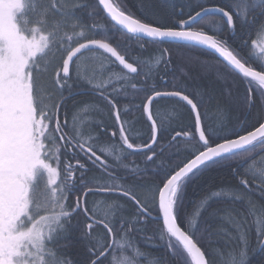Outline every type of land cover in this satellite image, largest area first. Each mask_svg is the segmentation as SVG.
<instances>
[{"label":"snow or ice","instance_id":"obj_1","mask_svg":"<svg viewBox=\"0 0 264 264\" xmlns=\"http://www.w3.org/2000/svg\"><path fill=\"white\" fill-rule=\"evenodd\" d=\"M130 3L134 7H129ZM101 5L111 19L123 26L127 33L134 34L136 40L147 37L154 44L182 42L185 48L193 44L204 45L214 49L226 61L212 63L189 52L179 53L183 64L198 68L201 74L212 77L213 83H222L221 99L216 108L220 124L218 128L203 127L200 109L206 104L204 94L181 86L176 78L171 81L172 90H158L147 80L139 89L147 98V103H143L142 107L147 121L152 122L151 143H145L142 147L136 145L135 151L152 153L146 157V164H153L157 156L168 152L167 164L162 159L157 165L168 170L162 183L156 180L128 186L115 183L117 179L124 181L128 177L112 176L109 165L97 154L95 144L102 133L98 132L93 138L94 129L87 133L79 129L74 115L77 103L74 101L71 106L67 105L68 97L80 94L68 91L65 96V89L72 88L69 83L73 79L71 66L85 51L98 47L111 53L125 69L132 73L138 71L132 63L126 62L125 55L119 54L109 43L84 36L88 43L72 47L78 40L72 36L65 38L67 31L75 33L77 27L86 26L81 16L77 15L81 9H91L88 12L91 19L102 15ZM29 6L38 27L25 28V34L17 22V14L25 10V0H0V264H77L75 258H64L69 245L62 243L73 227L87 241L79 264H103L102 258L106 255L104 248L108 245L95 246L92 231L97 221L88 208V197L98 192L118 194L134 209L131 218L122 220L118 226L105 222L103 227L107 234L115 236L118 228L129 233L143 231L137 225L147 226L149 223L156 210L158 193V214L163 217L160 241L164 242L168 254L161 259V264H170L169 257L175 264H188L187 256H191L195 264H205L206 255L209 256L207 264H218L217 260L211 258L212 253L207 250L201 252V248L220 242L229 247L232 240L227 230L214 223L216 213L213 212L206 222L196 224L189 221L182 231L177 224L181 219L178 200L186 179L225 161L235 159L237 167L233 173L248 177L251 168L244 173H240V169L255 160L254 150L257 147L264 151V72L246 66L254 55V46L259 48V56L264 57V0H224L223 3L211 4L184 0L179 10L175 0H121L120 8L111 5L109 0H98V3L95 0H91V3L87 0L83 3L30 0ZM185 8L188 11H184ZM209 18L221 25L214 27L215 37L206 35L204 31ZM73 21L77 23L73 24ZM27 22L24 19V23ZM249 23H259L256 39L249 44L248 40L252 39L250 33L247 39L230 43L228 34L239 31L242 25ZM54 48L60 53L62 65L59 61L53 64L46 59ZM64 53H67V58H64ZM160 55L167 67L171 63V50L162 49ZM61 67L62 73L58 70ZM76 79H80L79 73ZM254 81L258 82V88L253 86ZM257 96L259 107L253 114L251 110L256 107ZM100 99L109 107L115 106L109 95L101 93ZM161 100L175 101L180 109L190 108L191 113L196 114L195 133L184 131L182 135L191 136L192 140H196L198 135V154L190 153L194 158L186 163L179 156L184 150L177 140L181 132L168 140L160 152L154 150L158 142V129L164 125L163 122L157 123L150 105ZM230 111L237 114L234 127L227 126ZM116 119L119 121V114ZM95 127L107 131L103 122ZM241 131L246 134L241 135ZM125 132L121 128L123 145L133 150L134 145L129 142ZM85 135L88 140L82 141ZM61 151L68 153L76 164L64 163L62 171H58L48 161L54 159L60 166ZM37 168L43 169L42 178L47 176L46 183L39 190L34 187V170ZM96 168L109 173L113 183L92 184L91 180L85 179L88 171ZM257 172L258 189L251 186L257 179L255 174L239 183L246 186L248 192L257 190L264 197V167L257 169ZM133 176L139 181L144 179L139 173L134 172ZM77 182L79 187L76 186ZM74 193L76 198L69 204L68 200ZM26 199L30 203L28 213L23 214ZM109 209L122 212L124 206L109 205ZM74 217L78 218L75 224L72 223ZM260 237H264V231L257 235L258 241ZM144 238L152 240L154 237L144 233ZM261 246L264 247V242H261ZM116 264L123 262L117 261ZM239 264H246L243 254Z\"/></svg>","mask_w":264,"mask_h":264},{"label":"flooded vegetation","instance_id":"obj_2","mask_svg":"<svg viewBox=\"0 0 264 264\" xmlns=\"http://www.w3.org/2000/svg\"><path fill=\"white\" fill-rule=\"evenodd\" d=\"M29 3V1L25 0L26 8L28 9H30ZM115 6L117 8H120V3H116ZM23 15H25V12L23 13ZM29 16L31 17V12H29ZM17 22L21 28V31L25 28L30 29V26L27 23H24V19L21 16H17ZM220 26L221 25L217 24L215 20L209 18L204 28L205 34L215 37L216 31L214 27ZM258 27L259 23L255 25L251 23L242 25L239 31L228 34L230 43H237V41H235V37H237L239 32L247 29L249 31V34L251 33L252 36V39L248 40V43L251 44L252 40L256 39V29H258ZM119 38H122V42L117 41V43L122 44H126V40L129 39V37H127L125 34H119ZM130 38L131 40L128 45L126 44L127 46H125L126 48L124 49V53L119 50L118 51L122 55H125L126 53L127 55H125V57H128L127 61L135 64L138 69L140 68L139 71L141 72V74L138 77L130 79L122 78L123 74L118 70L116 64H113L108 56L95 51V54L93 55L87 53L80 55L79 59L72 64L71 69L73 79L69 81V83L72 84V88L70 90L67 88L65 89V96H67L68 91H71L73 93H80L79 95L74 94L67 98L68 106H71L74 101L78 102L77 108L74 112L77 127L81 130H84L86 133L88 130L94 129V131H92L93 138L96 137V134L98 132L102 133L99 139L96 141L95 147L97 148V154H100L101 159L109 165L110 174L112 175L111 170H113V172L115 173L114 176L123 177L119 176L120 161L124 164L125 167L122 169L126 171L127 174L125 176H127L128 179L124 181L117 179L115 180V183H123L125 186L139 182V180H137L133 176V171L135 168L140 169L135 173H139L141 176H143V181L149 179L150 176H152L151 174H153L154 176L157 174L162 175V171H164V168L160 169L157 165L153 166L156 161L153 164L145 163L146 157L148 155H152V153H140L141 151H135L136 145H141L142 147L145 143H151V122L147 121V114L143 113L142 107L143 103H147V98L144 92L139 91V89L143 86V82L147 80L148 84H154L158 90H167L169 83L173 80L172 76L175 75V72H183L182 70H180V66H178V64H175L174 62L172 63V58L171 63L167 67H165L164 62L161 60V50L165 48L170 49L171 56H173L174 58L176 55H179V52H191V54L196 56L200 54L204 57V61L217 63L214 59H211V57L208 55V52L198 47L185 48L182 44H154L151 43L150 40H136L133 37ZM109 42L113 44V41L111 39L109 40ZM141 45H143V47H141ZM234 47L235 45L233 44V48ZM253 52L254 55L252 58H250L246 66L251 67L254 71L264 72V57L259 56L258 47L254 46ZM63 56L64 58H66L67 53H64ZM49 57H51L49 60H51L53 64L59 61L62 65V61L59 59L60 53L55 49L52 50V52L49 54ZM193 68L196 67L193 66ZM58 70L62 73V67ZM78 73L80 75L79 80L76 79ZM146 73L148 76L140 81L139 79L142 78V76ZM54 76L55 73H53V77ZM150 77H155L157 81H150ZM253 86L258 88V82L254 81ZM101 93L109 95V98L113 100V104L115 106L109 107L103 100H101ZM148 94L151 93L149 92ZM169 104L170 103L161 100L152 105V113L154 116H156L157 123L159 124L163 122L164 125L162 128L158 129V142L154 145V150L156 152H160L161 147L164 146L168 140L174 137L177 132H181V134L184 131L195 133V117L192 113H190L192 117V124L177 125L175 123L174 125H176L177 128H174L171 121H178V117L179 119L181 117L179 115H168L166 107ZM171 105L179 107L177 104ZM257 107H259L258 96ZM186 109L189 110V108ZM200 112L204 121L203 127L208 128L215 126V124L212 123L213 117L206 112L205 106L200 109ZM117 114H119V121H117L116 119ZM231 116L232 114L228 119V121L230 122L228 127L235 126L234 124H232ZM101 122H103V125L107 127V131H103L102 128L95 127L96 125L101 124ZM121 128L126 130L125 135L129 138V142L133 143V150H129L127 149L126 145H123V142L120 138ZM248 130L254 129L249 128ZM240 134L245 135L246 132L241 131ZM81 139L82 141L88 140V136L85 135ZM177 140L181 142L182 148L197 150L196 141L198 140V135L196 136V140H192L191 136L185 138H177ZM217 142L223 141L218 140ZM254 151L255 160L249 161L248 165L240 169V173H244L248 170V168H251V171H248V177H245L241 174L234 176H238L236 177L237 184L241 188H243L245 192L250 193L256 200L257 204H260L261 207L260 210H256L257 213H255L256 218L254 220L251 215L247 217V220H249L250 223H248V229L242 232L239 242L243 247L242 254L243 259L246 261V264H264V247L261 246V242H264V237H260L259 241L257 240V235L261 231H264V197H261L257 190L248 192L246 190V186L239 183L241 180L249 178L255 174L257 176V179L252 182L251 186L253 189L259 188V176L257 169H259L260 167H264V151H261L259 147H257ZM166 153L167 151H165L163 155H165ZM59 155L61 158L60 166L57 165V162L54 159L48 161L54 168H57L58 171H62V166L64 163L71 162L72 164H76V160L71 159L68 153L61 151ZM158 157L159 156H157V158ZM140 163L144 164V168H139ZM225 163L228 166L229 164H232L235 165V168L237 167L235 159L232 161H225ZM34 174L36 176L34 187L39 190L46 183L47 176L45 175L42 178L43 169L40 168L35 169ZM76 175L78 176L79 173H77ZM85 179L91 180L92 184H99L102 180H111V183H113V180L109 178V173H106L101 168L90 169L85 176ZM163 180V178L159 179L158 183H162ZM76 186L79 187L78 182ZM160 187H162V184H160ZM230 197L226 195L225 197L216 196L211 200L206 201L204 204L197 206L196 209L199 211H197L194 218L192 219L187 217L185 218L182 213H179L181 219H179L177 223L183 230H185L189 221L194 222L196 220L198 224L200 220L199 216L205 212L206 208H209L208 205L215 206V204L219 205L220 203H223L227 206H229V204L235 205L237 199L235 198L234 202L230 200ZM75 198L76 195L74 193L71 199L68 200V203L72 204ZM115 201H120V203L124 205V209H126V206L129 204L128 202L124 201L123 198L118 194L101 196L99 193H97L96 195H90L88 197V208L90 214H94L93 219L97 221V225L94 226V229L92 231V240L95 242V246L98 248L102 247L101 245L103 242L101 238L103 231H105L107 237L109 238L110 245V234H107L106 230L103 227V219H105L107 222H113L117 226L120 223L117 222V219L115 220V214H113L114 210L109 209V206H107L109 205L107 203ZM244 203V199H239V205ZM133 212L134 209L133 211H123L124 214H127L129 216H132ZM77 219L78 218L74 217L72 223L75 224ZM137 228L144 229L143 231H136L131 233L128 232L127 234H123L121 243L125 246L129 244L133 248H141L142 252L147 254L157 255L159 257L168 255L164 246V242L160 241V231L163 229V224L160 219V215L158 214V193L156 210L153 211V215L150 217L149 223L147 224V226L137 225ZM72 229L76 228L73 227ZM119 231L125 230L118 228L117 233ZM143 233L153 236L154 238L152 240H145ZM132 235L136 237L135 242L128 240V238H131ZM78 242H81L83 245L87 244V241L81 236L80 231L78 235ZM62 243H67L68 245H70L72 243L71 236L67 235V239L65 241H62ZM115 255V252H107V254L102 258L103 264H111V261L114 259ZM185 255L187 256V254ZM64 258L71 259L69 256H66ZM130 259L131 261L135 262L137 260H143V263L151 264V258L149 256L141 257L133 255L130 257ZM240 259L241 256L239 258V261ZM169 260L170 264H172L171 262L174 261L171 257H169ZM187 260L188 264H191L189 262V256H187Z\"/></svg>","mask_w":264,"mask_h":264},{"label":"trees","instance_id":"obj_3","mask_svg":"<svg viewBox=\"0 0 264 264\" xmlns=\"http://www.w3.org/2000/svg\"><path fill=\"white\" fill-rule=\"evenodd\" d=\"M30 2V0H27ZM114 4L120 3L121 7V0H111ZM73 3H83L85 0H72ZM87 2L91 3V0H87ZM96 3H98L97 0H95ZM224 0H199L200 4H211V3H223ZM176 8L177 10L180 9L181 5L184 3V0H175ZM129 7H134V4L130 3ZM195 7V5H193ZM91 11V9L85 10L81 9L77 15L81 16L82 20L85 22L86 26L77 27L75 29V33L72 31H67V36H72L73 39L78 40V43L87 41L88 39H84V36L89 37L90 39H102L104 41H109L110 39L113 41L112 43L115 45V47L124 53V49L126 48L131 40H126V44L117 43V41L122 42V38H119V34H124L120 30H118L116 27H114L107 19H105V15L102 11V15L100 17L93 16L91 19L88 17V12ZM184 11H188L187 8L184 9ZM31 12V10H30ZM31 18L33 17V14L31 12ZM187 18V17H185ZM95 21V22H93ZM77 23V21H73V24ZM91 29V31H89ZM83 34V35H81ZM249 31L247 29L242 30L239 32L237 37H235V41L237 43L241 42L240 40L248 36ZM127 36V35H126ZM241 36V37H240ZM128 37V36H127ZM78 43L72 44V47H75L78 45ZM181 53V52H179ZM191 53V52H190ZM125 55H127L125 53ZM211 59H214L216 62L219 63V60L211 54H208ZM198 57H200L201 60H204L203 56L198 54ZM128 58V57H127ZM172 63L178 64L180 66V70L183 72L176 71L175 75L172 76V78H176L178 83L181 86H187L190 90H193V92H201L204 94L205 97V110L206 112L213 117L212 123L215 124L216 127H219V117L217 115V102L221 99V90L223 88L222 83H213L212 77L206 76L200 73L198 68H193V66L183 64L179 58V55H176L175 58L171 56ZM126 75V74H125ZM147 73L142 76L139 80L141 81L143 78L147 77ZM176 76V77H175ZM125 77V76H124ZM123 77V78H124ZM126 79H130L129 77H126ZM150 81L154 82L157 81L155 77H150ZM171 88V82L169 83V86L167 87ZM172 90V88L170 89ZM78 105V102H76ZM258 109L257 104L256 107H254L251 111L254 114L255 111ZM166 110L168 112V115L170 111L174 110L177 112V114L181 117L178 121L172 120L171 123L174 127H177L174 125L175 123L177 125L181 124H192V117L190 110L182 109L180 110L179 107H175L173 105H167ZM232 114V124H237V114L234 111L229 112V117ZM228 117V119H229ZM229 121H227V126H229ZM179 127V126H178ZM182 127V126H181ZM184 150L179 153L180 158L183 153H186L188 149L183 148ZM192 156L187 158L184 163L187 162L188 159H190ZM175 158V157H173ZM164 160L165 164L168 162V152L165 155L159 156L156 159V162L153 166H156L160 164L161 160ZM139 168H144V164L140 163ZM182 166V164H181ZM235 168V165L228 166L226 163H222L220 165L209 167V169H205L203 172H200L199 174L195 175L194 177H190L187 180H185L182 192L180 195V198L178 200V211L179 213H182L185 218H194L195 214L197 213L196 207L204 204L206 201L211 200L213 197L216 196H231L230 200L235 202V198L237 199V202L234 204H229V206L224 205L223 203H220L219 205L215 206H209V208H206L205 212L199 216L201 221H207V217L210 213L215 212L216 218L214 223L216 225H222L228 232L229 236L231 237L232 244L229 247H225L223 242H220L218 244H212V245H206V248H201L204 251H208L212 253V259L217 260L218 264H239V258L242 254L243 247L240 244L239 240L241 237V234L243 231L248 229V226L250 223L249 220H247V217L251 215L253 217V220L256 218L255 213L256 210H260V204H257L256 200L250 193L245 192L243 188H241L237 182L236 177L234 175L233 169ZM140 169L135 168L133 172H138ZM166 173H162V175L157 174L150 176L149 179H146L143 181L144 183H152L154 180L159 182L158 180L163 178H166V174L168 172L167 169H163ZM196 177V178H195ZM157 178V179H156ZM142 182V181H139ZM137 182V183H139ZM239 199H244L245 203L239 205ZM109 205H122L120 201L110 202L107 203ZM107 205V206H109ZM124 206V205H123ZM192 206V207H191ZM126 211H133V208L130 204L126 206ZM123 210V211H124ZM119 211H113V214H115V220L117 219V222H121L122 220L127 221L131 218V216L124 214ZM186 213V214H185ZM194 223L197 224V221L195 220ZM144 229V228H142ZM157 231V230H156ZM126 231H119L115 240L121 241L123 239V234H127ZM144 234V233H143ZM68 235L71 236L72 243L69 245L67 249V255L71 259H77V264H79V259L83 258L84 253L86 251L85 246L81 242H78V235L79 231L78 229H71V231L68 233ZM142 235V234H141ZM128 238V237H127ZM67 239V238H66ZM102 245L104 246L106 243L109 244V238L107 237L105 231L102 233ZM145 239V238H144ZM128 240L135 242L136 237L132 235L131 238H128ZM146 240V239H145ZM200 247V245H198ZM109 248H104V251ZM117 248V254H122L126 257L131 256V246L128 244L126 246H123V244L113 247V250L116 251ZM131 248V250H130ZM142 252V249H141ZM142 255L149 256L151 258V264H161V259L163 257H159L157 255L147 254L142 252ZM143 256V257H145ZM207 259H209V256H207ZM142 262H144L142 260ZM172 264H175V261L171 262Z\"/></svg>","mask_w":264,"mask_h":264},{"label":"rangeland","instance_id":"obj_4","mask_svg":"<svg viewBox=\"0 0 264 264\" xmlns=\"http://www.w3.org/2000/svg\"><path fill=\"white\" fill-rule=\"evenodd\" d=\"M28 11L30 12V9H28V8L25 7V10L23 12H21V13H18L17 16H21L23 19H27L28 20L27 24L30 26V29L32 27H35V26L38 27V25L36 23V18H31L29 16V12ZM24 12H25V15H23ZM22 31H25V29L22 30ZM25 34H27L26 31H25ZM65 38L67 39V35H66ZM87 54L93 55V54H95V52L94 51H91V52H88ZM50 58L51 57H47L46 59L49 60ZM166 102L170 103V105L171 104H176L175 101H166ZM175 107H177V106H175ZM180 110H182V109H180ZM169 115L176 116L178 114H177L176 111L172 110V111H170ZM174 128H177V127H174ZM190 153H195L196 154L197 153V150L188 149L186 151V153H183V155H181L182 158H180V159L183 160V161H185L187 158H189L190 156H192ZM124 167H125L124 164L120 161V167H119V171L120 172H119V176H125L127 174L126 171L122 169ZM159 168L161 169V167H159ZM111 171H112V175L114 176L115 173L113 172V170H111ZM162 172L165 173V171H162ZM99 184H111V180H102L101 183H99ZM117 184H119V183H117ZM116 192L118 193L119 190L117 189ZM98 193L101 196H107L108 195V194L103 193V192H98ZM105 222H107V221L105 219H103V223L102 224H104ZM113 245H114V247L119 246V245H121V242L120 241H116ZM117 261H122L123 264H135V263L136 264H145L142 261L141 262H135V261L127 260V257L124 256V255H122V254L115 255L114 259L111 261V264H116Z\"/></svg>","mask_w":264,"mask_h":264},{"label":"water","instance_id":"obj_5","mask_svg":"<svg viewBox=\"0 0 264 264\" xmlns=\"http://www.w3.org/2000/svg\"><path fill=\"white\" fill-rule=\"evenodd\" d=\"M98 1V0H97ZM109 3L112 5V3H111V1L109 0ZM101 7V9L103 10V5H101L100 6ZM103 12H104V14L107 16V18L114 24V25H116L118 28H120V29H122L124 32H126L127 33V30L126 29H124L123 28V26H120V25H117L116 24V22L115 21H113L112 19H111V16L107 13V11L106 10H103ZM185 30V29H184ZM127 34H130V33H127ZM130 35H133V36H135L134 34H130ZM145 39H147V40H149L147 37H145ZM163 42H165V43H172V42H169V41H163ZM86 43H88V42H86ZM180 43H182V42H180ZM194 46H197V47H200V48H202V49H204V50H206V51H208V52H210V53H212V54H214L215 56H217L218 57V59L220 60V61H222L223 63H226V61H224V59H223V57H221L220 56V54L219 53H217V52H215V50L214 49H211V48H209V47H207V46H204V45H199V44H193ZM111 46V45H110ZM112 47V46H111ZM93 50H101V51H103V52H105L104 50H102V49H99L98 47H96V48H94ZM85 52H87V51H85ZM85 52H83V53H85ZM106 54H108L124 71H126L127 73H129V74H137L138 73V71L136 72V73H132V72H130L128 69H125L124 67H123V65H120L119 64V61H117V60H115V57H112L111 56V53H107V52H105ZM127 62V61H126ZM133 67H135L134 65H133ZM151 106L152 105H150V111H151ZM195 113H194V117H195ZM151 122V121H150ZM152 123V122H151ZM161 220H162V222H163V217H162V215H161ZM182 230V229H181ZM183 231V230H182ZM201 252H202V250H201ZM191 257V256H190ZM191 259H192V257H191ZM204 259H205V264H207V259H206V256L204 257ZM192 261H193V263L195 264V261L192 259Z\"/></svg>","mask_w":264,"mask_h":264},{"label":"clouds","instance_id":"obj_6","mask_svg":"<svg viewBox=\"0 0 264 264\" xmlns=\"http://www.w3.org/2000/svg\"><path fill=\"white\" fill-rule=\"evenodd\" d=\"M25 196H27V192L25 193ZM30 201H28L27 199L25 200V204H24V209H23V214H27L28 213V205H29Z\"/></svg>","mask_w":264,"mask_h":264}]
</instances>
